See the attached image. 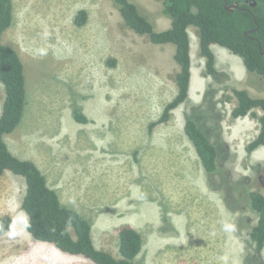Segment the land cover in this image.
I'll return each instance as SVG.
<instances>
[{"label": "rangeland", "instance_id": "374dc122", "mask_svg": "<svg viewBox=\"0 0 264 264\" xmlns=\"http://www.w3.org/2000/svg\"><path fill=\"white\" fill-rule=\"evenodd\" d=\"M131 1L157 30L171 27L162 1ZM14 7V24L3 41L25 64L28 104L23 121L5 140L15 155L40 167L63 204L91 221L96 246L119 257V230L130 225L145 245L136 264H171L170 245L156 251L160 239L180 241L186 235L173 229L169 216L180 215L183 225L197 226L207 204L225 203L230 209V203L236 209H230L228 224L240 238H226V264H246L254 252L250 233L259 220L250 193L264 194V146L247 153L259 122L232 118L236 99L226 97L233 96V88L264 97V79L249 73L233 53L240 70L221 60L219 76L206 75V59L196 49L198 30L191 26V97L174 110L171 121L151 129L178 92L174 44H155L135 33L113 0H14ZM81 10L88 19L78 27L75 17ZM4 99L0 81V115ZM212 104L208 114L204 106ZM76 107L87 123L75 119ZM193 111L218 147L222 171L213 180L184 131L186 114ZM25 192L23 177L10 171L0 177V214L14 218L11 231L0 238V264H95L27 231L21 208ZM158 210L163 222L157 226ZM200 245L201 238L190 237L183 248L196 257ZM194 257L190 264H199Z\"/></svg>", "mask_w": 264, "mask_h": 264}, {"label": "trees", "instance_id": "16d2710c", "mask_svg": "<svg viewBox=\"0 0 264 264\" xmlns=\"http://www.w3.org/2000/svg\"><path fill=\"white\" fill-rule=\"evenodd\" d=\"M113 1L126 26L135 33L147 35L155 44L172 43L176 46L174 58L180 66L175 76L178 92L165 106L160 118L150 124L151 129L171 121L174 110L190 99L191 26L198 30L200 55L206 59V75L217 77L220 74L212 50V45L218 44L241 57L249 73L264 79V55L259 48L261 44L264 51V0H160L164 4V13L172 21L170 28L161 31L136 3ZM226 3H238L240 7L229 11ZM14 10V0H0V81L5 88L0 115V177L10 171L25 179L26 192L21 208L28 217L26 229L35 239L95 264H136L144 245L143 236L136 228L130 225L120 228L119 257L99 249L94 242L91 221L78 210L63 204L58 191L49 185L40 167L33 160L15 155L5 140V136L13 133L23 121L28 104L25 64L19 52L3 41L5 32L14 24ZM87 19V11L81 10L75 17V24L82 27ZM250 30L254 31L246 35L245 32ZM232 92L233 96L226 97L229 102L236 99L232 118L250 116L259 122L257 136L246 145L247 153L251 154L264 146V115L258 114V109L264 111V97H255L247 89L233 88ZM210 99L213 98L207 96L206 101ZM204 107L209 114L213 104ZM196 109L193 107L194 111ZM194 111L186 114L184 131L195 146L210 180H213L222 171L218 147L203 129L202 118ZM73 113L78 122L89 121L81 108H74ZM250 200L259 220L250 233L254 252L245 263L264 264V194L251 192ZM227 204L230 209H236ZM13 225L11 215L0 214V238L11 231Z\"/></svg>", "mask_w": 264, "mask_h": 264}, {"label": "crops", "instance_id": "0c3cea01", "mask_svg": "<svg viewBox=\"0 0 264 264\" xmlns=\"http://www.w3.org/2000/svg\"><path fill=\"white\" fill-rule=\"evenodd\" d=\"M192 38V36H191ZM199 40H197L196 49L199 47L198 45ZM193 40L191 39V56H193ZM212 50L216 55V66L219 67L221 64V60H225L227 64L236 67L238 70L242 68L239 58H235L233 54L225 47H222L218 44L212 45ZM192 75H193V66H192ZM193 77V76H192ZM193 82V80H192ZM192 82H191V89H192ZM190 89V94H191ZM191 97V96H190ZM218 191V190H217ZM204 208V212L202 215H198V225L197 226H189V224L184 223L182 220V216L180 215H170L169 221L173 227L176 229L179 234L186 235L184 240H161L159 241V246L156 251H164L166 246H171V264H190L189 258H192V253H189V249L184 250L183 246L189 247V238H201L203 241V245L197 247V255L194 258H198L199 264H226V256H227V240L226 238H240L234 230V224H228V213L231 215L232 210L228 209V207L222 203H215V204H207ZM156 214V225H161L162 220V213L160 210ZM231 219V218H230ZM201 223V224H200ZM215 224H218V231L215 233L213 230L215 228ZM229 226V228H228ZM228 230L231 231L228 234ZM171 232V231H169ZM167 233V232H166ZM196 233V235H195ZM175 234V233H174ZM170 236H173V232L170 233ZM207 245V246H206ZM176 246V247H175ZM179 246L183 248L182 252H179ZM143 249H145V245H143ZM142 249V250H143ZM241 248L237 247L238 254L241 255ZM236 250V251H237ZM163 258V255H161ZM187 260V262H186Z\"/></svg>", "mask_w": 264, "mask_h": 264}, {"label": "water", "instance_id": "95a60500", "mask_svg": "<svg viewBox=\"0 0 264 264\" xmlns=\"http://www.w3.org/2000/svg\"><path fill=\"white\" fill-rule=\"evenodd\" d=\"M253 5H255V3H253ZM225 7L229 10V11H234V9H236V8H239L240 7V5L238 4V3H233V4H228V3H226L225 4ZM257 27H258V25H257ZM256 27V28H257ZM254 30H250V31H246L245 32V34L246 35H249L251 32H253ZM259 48H260V51L262 52V54L264 55V51L262 50V45L261 44H259Z\"/></svg>", "mask_w": 264, "mask_h": 264}, {"label": "bare ground", "instance_id": "6f19581e", "mask_svg": "<svg viewBox=\"0 0 264 264\" xmlns=\"http://www.w3.org/2000/svg\"><path fill=\"white\" fill-rule=\"evenodd\" d=\"M183 237V236H182Z\"/></svg>", "mask_w": 264, "mask_h": 264}]
</instances>
